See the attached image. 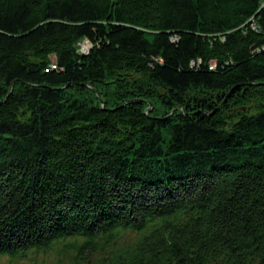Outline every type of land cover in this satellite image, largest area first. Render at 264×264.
<instances>
[{
    "label": "trees",
    "instance_id": "1",
    "mask_svg": "<svg viewBox=\"0 0 264 264\" xmlns=\"http://www.w3.org/2000/svg\"><path fill=\"white\" fill-rule=\"evenodd\" d=\"M47 250L264 264V0H0V256Z\"/></svg>",
    "mask_w": 264,
    "mask_h": 264
},
{
    "label": "rangeland",
    "instance_id": "2",
    "mask_svg": "<svg viewBox=\"0 0 264 264\" xmlns=\"http://www.w3.org/2000/svg\"><path fill=\"white\" fill-rule=\"evenodd\" d=\"M90 48V44L86 40L80 41L78 44V51L84 52ZM63 256L54 254L52 251L47 250L46 252H37L33 253L30 251L27 256L23 259L11 260L7 256H0V264H58L59 259H62Z\"/></svg>",
    "mask_w": 264,
    "mask_h": 264
}]
</instances>
